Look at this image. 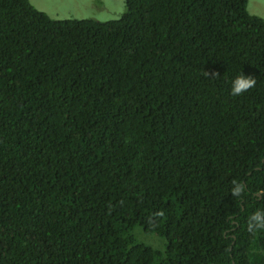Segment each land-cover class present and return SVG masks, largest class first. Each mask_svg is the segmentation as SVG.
<instances>
[{
    "label": "trees",
    "instance_id": "16d2710c",
    "mask_svg": "<svg viewBox=\"0 0 264 264\" xmlns=\"http://www.w3.org/2000/svg\"><path fill=\"white\" fill-rule=\"evenodd\" d=\"M246 1L124 0L98 21L0 0V264H264V19ZM240 72L256 85L233 96Z\"/></svg>",
    "mask_w": 264,
    "mask_h": 264
},
{
    "label": "rangeland",
    "instance_id": "374dc122",
    "mask_svg": "<svg viewBox=\"0 0 264 264\" xmlns=\"http://www.w3.org/2000/svg\"><path fill=\"white\" fill-rule=\"evenodd\" d=\"M37 10L53 19L92 18L98 21L117 19L124 11V0H28ZM246 10L264 19V0H247ZM131 233L138 242L163 252L165 240L154 233H145L139 226Z\"/></svg>",
    "mask_w": 264,
    "mask_h": 264
},
{
    "label": "clouds",
    "instance_id": "9594fccd",
    "mask_svg": "<svg viewBox=\"0 0 264 264\" xmlns=\"http://www.w3.org/2000/svg\"><path fill=\"white\" fill-rule=\"evenodd\" d=\"M205 75L207 73L205 72ZM213 75H216L215 73ZM256 79L253 76H245L241 72L232 81L231 94L239 96L249 89L255 87ZM236 187L232 189L234 195H239L243 191V186L236 181L233 182ZM255 222V223H253ZM250 229H264V211L257 210L249 219Z\"/></svg>",
    "mask_w": 264,
    "mask_h": 264
}]
</instances>
